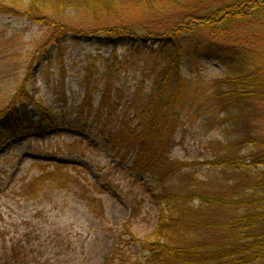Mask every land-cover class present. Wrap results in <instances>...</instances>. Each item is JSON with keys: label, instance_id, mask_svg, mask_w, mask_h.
<instances>
[{"label": "trees", "instance_id": "trees-1", "mask_svg": "<svg viewBox=\"0 0 264 264\" xmlns=\"http://www.w3.org/2000/svg\"><path fill=\"white\" fill-rule=\"evenodd\" d=\"M0 3L1 14L22 17L44 31L45 61L61 58L69 43L89 40L98 52L114 50L111 59L100 52L90 56L79 102L64 89L49 106L20 92L0 109V147L75 127L113 154L115 167H127L144 191L150 183V199L160 204L153 231L139 238L131 230L142 201L130 199L127 220L114 230L104 264L264 261V0ZM118 48L131 59L157 56L147 79L128 85L126 71L133 63L115 57ZM208 61L221 66L219 78L202 76L201 65ZM191 109L214 114L222 128L200 163L171 155L178 123ZM246 147L251 150L244 152ZM198 164L207 166L204 175ZM26 254L12 247L0 264H47L30 262Z\"/></svg>", "mask_w": 264, "mask_h": 264}, {"label": "rangeland", "instance_id": "rangeland-1", "mask_svg": "<svg viewBox=\"0 0 264 264\" xmlns=\"http://www.w3.org/2000/svg\"><path fill=\"white\" fill-rule=\"evenodd\" d=\"M43 36L44 31L35 23L0 13V109L20 92L31 102L49 106L56 102V93L64 89L71 101L79 102L90 56L100 52L104 58L114 57L113 49L98 52L88 40L66 44L61 58L56 55L45 61ZM116 51L115 57H127L133 63L126 71L128 85L136 78L147 79L157 62L154 55L150 59L141 53L131 59L123 48ZM105 62L98 61L97 66ZM221 71L216 62L201 65L207 81L219 78ZM216 119L212 113L203 116L189 110L178 123L172 157L204 162L214 140L222 134ZM37 134L0 147V257L16 247L21 253L27 252L30 262L104 264L113 229L127 220L128 202L135 197L142 205L131 230L139 238L151 234L160 204L150 199V183L144 185V191L143 184L129 176L127 167H115L113 154L95 147L94 137L75 127ZM250 150L246 147L244 152ZM196 168L200 175L208 170L201 164ZM42 175L41 182L33 180Z\"/></svg>", "mask_w": 264, "mask_h": 264}]
</instances>
